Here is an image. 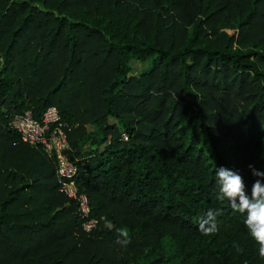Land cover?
<instances>
[{
  "label": "trees",
  "instance_id": "obj_1",
  "mask_svg": "<svg viewBox=\"0 0 264 264\" xmlns=\"http://www.w3.org/2000/svg\"><path fill=\"white\" fill-rule=\"evenodd\" d=\"M47 106L75 124L89 232L52 159L6 126ZM249 165L264 172V0H0V264H264L217 199L215 170L250 192Z\"/></svg>",
  "mask_w": 264,
  "mask_h": 264
},
{
  "label": "built area",
  "instance_id": "obj_2",
  "mask_svg": "<svg viewBox=\"0 0 264 264\" xmlns=\"http://www.w3.org/2000/svg\"><path fill=\"white\" fill-rule=\"evenodd\" d=\"M7 128L16 132L27 145L39 148L54 163L59 191L75 203V211L81 218L80 227L89 232L97 225V219L89 217V206L84 194L78 192L73 176L76 165L70 159L66 129L67 124L60 118L54 106H47L37 116L29 109L11 115L6 121Z\"/></svg>",
  "mask_w": 264,
  "mask_h": 264
},
{
  "label": "clouds",
  "instance_id": "obj_3",
  "mask_svg": "<svg viewBox=\"0 0 264 264\" xmlns=\"http://www.w3.org/2000/svg\"><path fill=\"white\" fill-rule=\"evenodd\" d=\"M125 139L127 136L125 135ZM252 175L257 177L251 185L250 192L242 176L238 172L224 167L215 170V179L218 186L217 199L227 201L234 212L244 216V226L251 240L258 247V255L264 259V172L248 166ZM111 227V225H108ZM198 229L205 237H212L219 233L220 223L217 213L209 210L198 222ZM117 245L127 248L132 243V237L127 228L117 229ZM237 254L243 253L239 244L234 245Z\"/></svg>",
  "mask_w": 264,
  "mask_h": 264
},
{
  "label": "rangeland",
  "instance_id": "obj_4",
  "mask_svg": "<svg viewBox=\"0 0 264 264\" xmlns=\"http://www.w3.org/2000/svg\"><path fill=\"white\" fill-rule=\"evenodd\" d=\"M148 64H149V63H148ZM148 64H147V62L138 63V62L133 61V60L130 61V66H131L132 68H134V70L143 69V68L146 67V65L148 66ZM187 99L190 100L191 98H190L189 96H187ZM110 121H112V120H110ZM74 126H75V124H74ZM74 126H73V124H72V125H69L67 131H69V130H70L72 127H74ZM86 130H87V131L92 130V126H90V125H86ZM122 137L124 138V136H122ZM85 145H86V143L83 144V148L85 147ZM108 225H109V224H107V223L104 224L105 227H108V228H109Z\"/></svg>",
  "mask_w": 264,
  "mask_h": 264
}]
</instances>
